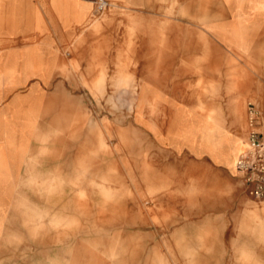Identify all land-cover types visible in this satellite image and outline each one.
<instances>
[{
  "label": "rangeland",
  "instance_id": "rangeland-1",
  "mask_svg": "<svg viewBox=\"0 0 264 264\" xmlns=\"http://www.w3.org/2000/svg\"><path fill=\"white\" fill-rule=\"evenodd\" d=\"M102 1L108 3L104 8ZM140 1L134 11L127 3L90 0L84 23L59 43L56 72H37L40 66L29 61L26 69L34 70L4 75L18 86L22 132L32 129L30 120L39 114L35 104H23L49 98L36 142L50 145L51 157L67 166L52 170L49 182L38 175L21 182L18 233L4 235L0 264H264V200L247 201V187L235 198L218 179L205 185L191 170L193 154L160 145L145 130L138 117L145 107L137 59L123 56V39L132 51L140 33L124 17L136 12L145 17L147 31L141 32L148 36L155 26L163 34L191 26L206 55L215 50L211 29L230 41L225 90L205 83L204 92L225 101L227 133L209 138L208 147L232 175L249 141L251 84L264 85V25H251L264 0ZM235 4L238 10L231 8ZM163 76L160 94L176 95L177 75ZM38 78L46 84L44 96ZM178 88L186 95L193 86ZM148 124L169 128V122ZM240 127L245 134L235 137ZM259 130L264 133V120ZM27 145L28 137L18 138L19 147Z\"/></svg>",
  "mask_w": 264,
  "mask_h": 264
},
{
  "label": "crops",
  "instance_id": "crops-1",
  "mask_svg": "<svg viewBox=\"0 0 264 264\" xmlns=\"http://www.w3.org/2000/svg\"><path fill=\"white\" fill-rule=\"evenodd\" d=\"M115 1L127 3L125 6L134 11L141 9L140 0ZM231 8L239 9L236 4ZM258 8H261L259 16L251 18L252 26L264 25V17L260 16L264 9ZM91 9L90 0H0V249L3 248L4 235L18 233L17 205L21 182L31 180L28 178L33 179L35 175L49 182L52 170H65L67 166L66 161H62L60 157L58 161L51 157L50 145L40 146L36 142L37 121L39 119L41 122V118L45 116L42 106L49 101V98L44 99V91L47 88L45 82L38 78L40 90L38 87L37 89L44 97H37L35 102L23 104H35L39 114L30 120L32 129L22 132L16 114L19 105L18 86L8 81L4 75H24L34 70L26 69L29 61L40 66L37 72H56L60 59L57 53V49L61 47L59 43L63 37L69 36L76 26L84 23ZM124 21L128 24L137 23L140 30L132 51L130 47L127 48L128 40L123 39V56L137 59L136 70L142 76L140 105L145 109H140L138 114L140 123H144L142 126L151 132L160 145L170 144L173 148H183L193 154L197 163L192 165L191 170L206 182L203 181L205 185H212V181L216 183L218 179L221 187L224 185V189H227V186H231L229 190L234 193L244 189L245 182L242 177H238L237 169L232 175H226L227 169L232 168L221 160H215L208 147L209 138H220L227 133L224 123L227 121V114L224 112L225 101L220 98L211 99L204 92L205 83H213L218 90H225L227 44L230 41L220 32L211 29L215 33L209 32L208 36L212 38L215 50L206 55L208 52H204L200 44H196L194 29L191 26L182 28L181 32L172 30L171 34H163L159 26H155V33L148 36L147 33L141 32L143 27L145 30L142 31H147V21L139 12L130 13L128 17H124ZM220 24L223 23L218 25ZM165 73L177 75L178 81L174 85L176 95L169 97L160 94V88L165 87ZM191 73L194 76L183 77L184 74ZM161 83L163 86L160 87ZM186 84L193 86L192 92L183 95L178 92L183 88L178 86ZM251 98L255 103L249 104H254L264 114V85L261 82L251 84ZM147 106L150 112H147ZM211 110H218V113H212ZM159 122H169V128L160 131L157 125L148 124ZM237 133L235 137L243 136L244 127H240ZM21 136L28 137L27 147L18 146V138ZM205 139L208 145L204 143ZM212 174L216 178H212ZM48 182L44 181L45 184ZM236 193L233 194L235 198L239 196ZM241 196L248 197L247 201L257 202L249 193L245 192V196ZM241 202L245 203L246 200L242 199ZM15 248L18 249L11 247Z\"/></svg>",
  "mask_w": 264,
  "mask_h": 264
},
{
  "label": "built area",
  "instance_id": "built-area-1",
  "mask_svg": "<svg viewBox=\"0 0 264 264\" xmlns=\"http://www.w3.org/2000/svg\"><path fill=\"white\" fill-rule=\"evenodd\" d=\"M102 1L99 7L104 8ZM249 144L250 151L237 162V169L243 172V180L249 195L256 200H264V133L259 130L264 120L262 112L249 104Z\"/></svg>",
  "mask_w": 264,
  "mask_h": 264
},
{
  "label": "bare ground",
  "instance_id": "bare-ground-1",
  "mask_svg": "<svg viewBox=\"0 0 264 264\" xmlns=\"http://www.w3.org/2000/svg\"><path fill=\"white\" fill-rule=\"evenodd\" d=\"M250 149H251L250 148V144H249V141L247 140L245 146L243 147V149L240 151V153L237 156V159H236V168H237V162H238V160L242 156H245L250 151Z\"/></svg>",
  "mask_w": 264,
  "mask_h": 264
}]
</instances>
